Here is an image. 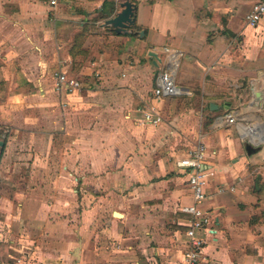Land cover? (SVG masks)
<instances>
[{"label":"crops","instance_id":"0c3cea01","mask_svg":"<svg viewBox=\"0 0 264 264\" xmlns=\"http://www.w3.org/2000/svg\"><path fill=\"white\" fill-rule=\"evenodd\" d=\"M127 1L136 21L117 33ZM259 1L0 0V264H179L193 197L178 164L201 144L215 175L197 264H264ZM165 48L185 54L181 94L156 100ZM61 70L81 92L56 91ZM254 96L252 132L219 124ZM149 105L158 127L138 124Z\"/></svg>","mask_w":264,"mask_h":264},{"label":"built area","instance_id":"2783aa9c","mask_svg":"<svg viewBox=\"0 0 264 264\" xmlns=\"http://www.w3.org/2000/svg\"><path fill=\"white\" fill-rule=\"evenodd\" d=\"M56 2L53 1L52 4ZM264 20V0H260L252 7L246 17L249 27L256 28ZM166 68L158 77V84L153 90V98L161 100L165 97H175L181 94L177 86L176 79L180 68L184 52L172 48H165ZM56 91L59 94L73 95L82 91V83L79 80L70 78L63 70L55 74ZM163 118L160 111L153 105H149L138 120L142 126L158 127L162 124ZM220 125L236 126L242 133L252 132L255 128L251 125L247 127L244 113L235 111L229 113L219 122ZM207 154L204 145H198L191 150L187 157L179 162V167L188 175V187L193 197V204L182 208V212L192 216L191 229L186 233V251L183 260L179 264H197L202 256L205 240L198 235L200 231L208 230L212 223L210 214L204 210L203 206L210 198L207 188L211 178L215 175L213 170L207 166ZM234 192L235 188L221 186L218 194L226 191ZM27 264V263H25Z\"/></svg>","mask_w":264,"mask_h":264},{"label":"water","instance_id":"95a60500","mask_svg":"<svg viewBox=\"0 0 264 264\" xmlns=\"http://www.w3.org/2000/svg\"><path fill=\"white\" fill-rule=\"evenodd\" d=\"M121 11L118 12L115 16H113L112 18L108 19L106 22L107 26H111L113 29L116 30L117 33H121V32H126L127 29H129L131 26H133L135 24L136 18H135V12L137 10V7L127 1L124 2L120 5ZM255 97V101H254V106H257V101L260 100L259 98L256 99ZM264 107V102L263 105ZM4 144H1L0 146L2 147ZM246 152L248 154V156L253 155L254 153H256L258 151V148L254 147L251 143H248L245 146Z\"/></svg>","mask_w":264,"mask_h":264},{"label":"rangeland","instance_id":"374dc122","mask_svg":"<svg viewBox=\"0 0 264 264\" xmlns=\"http://www.w3.org/2000/svg\"><path fill=\"white\" fill-rule=\"evenodd\" d=\"M254 107L255 106H254V97H253V101L251 103L250 102L248 103L246 101V104L244 106L239 107L238 110H237V111H240V112L244 113V116L246 118L247 127L255 124L256 121L259 120V115L248 111V108L249 109H254ZM258 122H259V125L260 124H264V119H260Z\"/></svg>","mask_w":264,"mask_h":264},{"label":"trees","instance_id":"16d2710c","mask_svg":"<svg viewBox=\"0 0 264 264\" xmlns=\"http://www.w3.org/2000/svg\"><path fill=\"white\" fill-rule=\"evenodd\" d=\"M86 36H87V28L85 27V28L81 31V34H79V36H78L77 39H76V45H77L78 47L81 48V46H82V44H83V42H84ZM77 46H76V47H77ZM78 47H77V48H78Z\"/></svg>","mask_w":264,"mask_h":264}]
</instances>
